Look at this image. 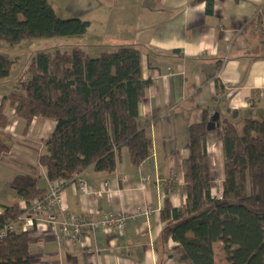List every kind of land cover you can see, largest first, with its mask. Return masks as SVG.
I'll list each match as a JSON object with an SVG mask.
<instances>
[{"label": "crops", "instance_id": "0c3cea01", "mask_svg": "<svg viewBox=\"0 0 264 264\" xmlns=\"http://www.w3.org/2000/svg\"><path fill=\"white\" fill-rule=\"evenodd\" d=\"M70 5L78 8L69 14L90 24L80 47L92 58L121 47L141 52L144 79L152 86L139 106V122L153 141L151 161L134 168L123 150L113 175L89 169L70 184L50 183L38 161L55 122L36 119L28 126L7 105L10 125L0 132L13 145L10 154L0 156V212L18 201L9 187L16 178L39 176V188L47 194L53 186L60 188L58 220L67 212L114 213L128 223L123 234L84 231L82 244H61L49 224L52 215L37 216L30 253L38 264H181L176 244L161 240L162 211L166 198L175 208L185 203L190 127H207L217 114L219 121L233 113L239 122L264 120V0H71ZM16 60L14 67L21 62ZM207 153L212 196L218 199L225 181L219 126L208 132Z\"/></svg>", "mask_w": 264, "mask_h": 264}, {"label": "trees", "instance_id": "16d2710c", "mask_svg": "<svg viewBox=\"0 0 264 264\" xmlns=\"http://www.w3.org/2000/svg\"><path fill=\"white\" fill-rule=\"evenodd\" d=\"M89 28L85 21L60 19L48 0H0V42L11 46L38 39L82 40ZM67 50L32 57L16 87L0 100V130L10 125L7 105L28 126L36 119L55 122L38 161L50 183L70 184L89 169L113 175L123 150L134 168L150 162L153 141L140 129L139 106L152 82L144 79L141 52L121 47L92 58L79 45ZM16 63L0 55V85ZM238 119L233 113L218 122L225 159L222 200L212 196L207 127L189 129L185 203L175 208L166 198L162 211L161 240L176 244L181 264H217L218 246L223 247L224 264H264V120ZM12 145L0 132V156L10 154ZM40 181L25 175L9 185L18 201L0 212V264L39 263L30 245L40 216L33 203L47 196Z\"/></svg>", "mask_w": 264, "mask_h": 264}, {"label": "built area", "instance_id": "2783aa9c", "mask_svg": "<svg viewBox=\"0 0 264 264\" xmlns=\"http://www.w3.org/2000/svg\"><path fill=\"white\" fill-rule=\"evenodd\" d=\"M81 191L84 193H90V189L87 186L81 184ZM60 188L53 186L50 193L43 199L37 200L33 203V211L37 215L51 214L49 224L55 229L54 235L57 237L61 244L67 242L73 244H82L86 241L84 231L88 232H102L105 235L110 233L123 234L126 229L128 218L118 214H103L98 213L96 215L78 216L71 212L65 213L61 220H58L55 212L62 209L60 201ZM221 194L218 199L222 200ZM150 210L144 213L149 217ZM8 229H13V226H8Z\"/></svg>", "mask_w": 264, "mask_h": 264}, {"label": "rangeland", "instance_id": "374dc122", "mask_svg": "<svg viewBox=\"0 0 264 264\" xmlns=\"http://www.w3.org/2000/svg\"><path fill=\"white\" fill-rule=\"evenodd\" d=\"M49 4L56 9L57 16L65 21L69 20H81L83 19L76 14H69L71 9L78 8L77 5H70L71 0H48ZM67 16V17H66ZM96 29V26L94 27ZM83 40H78L76 38H53V39H38L25 41L21 45L11 46L7 43L0 42V55H3L10 60H14L15 57L21 59L18 66L14 67L11 71V77L5 81V83L0 85L3 89L5 96H8L10 91L16 87L20 77L24 74V71L29 67L32 57L41 51H52L57 48L68 49L67 51L73 50L78 45H82ZM94 49V46L93 48ZM127 156V153H125ZM225 166V164H224ZM11 206V205H7ZM264 224V222H263ZM23 229V228H22ZM223 247L218 246L216 250L217 254V264H224L223 257ZM261 261L264 262V252L261 253Z\"/></svg>", "mask_w": 264, "mask_h": 264}, {"label": "water", "instance_id": "95a60500", "mask_svg": "<svg viewBox=\"0 0 264 264\" xmlns=\"http://www.w3.org/2000/svg\"><path fill=\"white\" fill-rule=\"evenodd\" d=\"M220 116L217 114L213 120L211 121V123H209L207 125V131L208 132H212L215 131L218 128V122H219Z\"/></svg>", "mask_w": 264, "mask_h": 264}]
</instances>
